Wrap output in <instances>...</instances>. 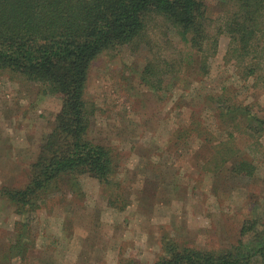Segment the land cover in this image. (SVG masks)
Masks as SVG:
<instances>
[{
	"label": "rangeland",
	"instance_id": "rangeland-1",
	"mask_svg": "<svg viewBox=\"0 0 264 264\" xmlns=\"http://www.w3.org/2000/svg\"><path fill=\"white\" fill-rule=\"evenodd\" d=\"M205 3L210 31L217 34L226 20L224 0ZM150 27L138 53L121 48L98 58L87 87L96 109L90 136L117 154L119 184L110 192L119 195L118 205L129 201V207H109L106 190L86 178L75 195L62 180L61 191L51 197L57 199H48L26 219L16 215L8 197H0V264H117L126 257L153 264L164 235L181 245L219 251L237 243L247 221L264 220V134L258 141L235 142L239 153L233 158L246 151L256 161L250 179L231 176L229 164L216 171L222 154L177 132L201 117L203 128L212 126L223 138L215 125V100L225 92L264 118V84L254 87L225 59L228 36L220 37L218 53L203 71L201 55L189 60L193 51L176 28L163 19ZM156 56L175 66L159 90L142 79L148 58ZM41 90L18 75L0 73V189L29 184L44 137L55 125L62 99ZM25 220L31 223L21 230L22 259L14 257L13 246L22 228L17 222Z\"/></svg>",
	"mask_w": 264,
	"mask_h": 264
},
{
	"label": "trees",
	"instance_id": "trees-1",
	"mask_svg": "<svg viewBox=\"0 0 264 264\" xmlns=\"http://www.w3.org/2000/svg\"><path fill=\"white\" fill-rule=\"evenodd\" d=\"M224 3L225 24L213 34L205 0H0V73L18 75L38 84L44 94L62 99L55 125L45 135L32 165L29 184L21 189H0V197H8L16 215L26 219L40 211L48 199L56 200L51 197L61 191L62 180L70 184L75 195L82 188V178L97 181L106 190L109 207L118 211L129 207V201L118 205L119 195L110 192V186L119 184L117 154L90 136L96 109L87 98V87L94 62L121 48L138 53L150 36L153 21L163 19L176 28L193 51L189 60L194 54L201 55L203 71L218 53L220 37L228 36L225 59L240 67L244 79L251 80L254 87L264 84V0ZM174 70L166 59L148 58L143 83L162 89L164 76ZM228 96L225 92L214 105L218 111L216 129H222L223 138L215 135L212 126L203 128L201 117L177 132L180 138L189 134L216 148L222 154L216 171H224L229 164L226 170L231 176L253 179L258 170L256 161L246 151L233 158L239 153L235 142L240 138L260 140L264 118ZM30 223L17 222V228H22L13 246L14 257L22 258L25 235L21 230L30 229ZM161 242L153 264H264V220L260 219L247 221L237 243L219 251L181 245L167 235ZM117 264L140 263L126 257Z\"/></svg>",
	"mask_w": 264,
	"mask_h": 264
},
{
	"label": "crops",
	"instance_id": "crops-1",
	"mask_svg": "<svg viewBox=\"0 0 264 264\" xmlns=\"http://www.w3.org/2000/svg\"><path fill=\"white\" fill-rule=\"evenodd\" d=\"M19 132H20L21 134H22V133H24V131H23V130H22V131H21V130H19ZM28 136H29V135H28ZM25 138H26V137H25ZM26 139H27V138H26ZM29 139L31 140V139H32V137H31V136H29ZM26 141H27V140H25V142H26ZM52 219H53V218H52ZM52 219H50V220H52ZM58 219L60 220V219H63V218H58ZM67 221H68V220H67Z\"/></svg>",
	"mask_w": 264,
	"mask_h": 264
}]
</instances>
